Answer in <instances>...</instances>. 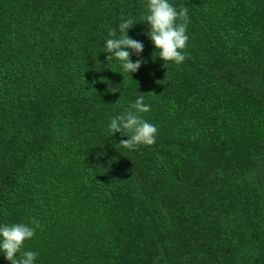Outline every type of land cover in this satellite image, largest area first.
I'll return each instance as SVG.
<instances>
[{
  "label": "trees",
  "instance_id": "obj_1",
  "mask_svg": "<svg viewBox=\"0 0 264 264\" xmlns=\"http://www.w3.org/2000/svg\"><path fill=\"white\" fill-rule=\"evenodd\" d=\"M170 2L179 66L145 0H0V223L39 220L36 264H264V0ZM128 16L131 77L104 53ZM137 92L158 133L128 150L106 125Z\"/></svg>",
  "mask_w": 264,
  "mask_h": 264
},
{
  "label": "clouds",
  "instance_id": "obj_2",
  "mask_svg": "<svg viewBox=\"0 0 264 264\" xmlns=\"http://www.w3.org/2000/svg\"><path fill=\"white\" fill-rule=\"evenodd\" d=\"M146 11L140 18L148 26L145 35L154 46L155 57L177 66L185 60L187 41L188 11L184 7L177 9L170 0H145ZM135 18L121 17L116 29L109 28L104 42V53L108 61H118L122 73H136L146 63L142 59L143 42L132 38L129 30L137 24ZM117 32L119 33L117 35ZM137 59L133 60L131 57ZM120 100V99H119ZM151 105L145 103V96L139 94L131 102L128 109L109 117L107 131L109 137L119 133V146L135 150L140 146H153L156 142L158 129L153 123L144 119L142 114L150 112ZM40 227L35 217L29 223H0V256L9 264H36L38 253L25 250V243L31 240Z\"/></svg>",
  "mask_w": 264,
  "mask_h": 264
},
{
  "label": "rangeland",
  "instance_id": "obj_3",
  "mask_svg": "<svg viewBox=\"0 0 264 264\" xmlns=\"http://www.w3.org/2000/svg\"><path fill=\"white\" fill-rule=\"evenodd\" d=\"M260 89H262L263 90V88L261 87Z\"/></svg>",
  "mask_w": 264,
  "mask_h": 264
}]
</instances>
